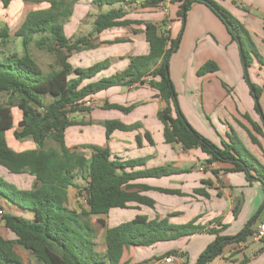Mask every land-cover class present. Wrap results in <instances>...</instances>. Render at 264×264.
Listing matches in <instances>:
<instances>
[{"label":"trees","instance_id":"16d2710c","mask_svg":"<svg viewBox=\"0 0 264 264\" xmlns=\"http://www.w3.org/2000/svg\"><path fill=\"white\" fill-rule=\"evenodd\" d=\"M76 1L73 0V3ZM137 1H141V7H156L167 0H95L94 4L102 7ZM176 1L180 2L178 16L182 23L192 4L205 5L222 22L231 40L236 43L243 56L246 71L254 59L264 64L245 27L218 2ZM11 2L12 0H0L3 9H7ZM47 2L49 8H38L26 13L14 32V36L21 40L22 55L4 53L5 56L0 57V93L8 95L6 103L0 104V168L8 175L26 174L32 179L26 189H20L0 176V201L7 208L12 206L31 217L26 219L14 215L0 205V210H3V226L14 236V240H8L0 235V264H24L14 246H20L32 255L36 264H126L121 263L125 248L148 247L205 231L215 235V239L200 254L196 264H206L219 256L227 244L247 239L257 215L236 237L220 235V230L195 225V221L173 225L166 217L150 220L144 215H136L112 227L97 219V223L105 230L106 251L101 255L95 250L96 234L91 216H107L111 210L130 209L129 204L133 203L153 208L154 201L141 195V192L155 190L180 196L176 191L136 183L141 179L169 176L174 174L173 170L164 167L138 169L143 166L141 160H121L113 156L108 147L87 146L90 150L89 157L67 147L66 130L77 125L73 116L78 112L89 111V108L84 107L86 100L108 88L132 86L145 82L149 77L148 85L158 92L164 103V108L157 117L163 124L166 144L178 143L183 150L199 149L210 156L206 160L208 164L216 161L229 163L232 167L227 169L228 172H241L249 182L260 183L263 195L264 167L235 135H228V142H223L220 146L200 135L186 121L178 103L175 105L173 95L176 97V94L169 75V58L176 52L180 36L170 38L166 28L167 19L157 25L143 23L149 45L147 54L130 58L127 68L122 72L94 81L97 74L108 67V62H97L89 67H73L69 61L71 54L81 49L93 48L95 45L89 42L90 37L110 28L128 26L135 21L124 19L126 14L121 9L112 8L107 12H100L93 20L92 34L72 43L64 31V23L71 16L70 5L63 0ZM36 35L39 37L34 40ZM8 39L7 29L1 28L0 44L6 46ZM32 42L39 50L55 55L59 69L43 73L29 54L28 48ZM215 71L217 66L213 62H207L199 68L197 75ZM249 85L252 88L250 94L255 101L254 109L261 116V125L252 123V127L257 134H261L264 132V116L259 103L262 90L250 82ZM45 97L52 101L46 104ZM13 108L20 113L16 123L12 115ZM113 108L123 112L130 110L118 106ZM101 125L105 129L107 140L115 130L128 131L137 127H126L116 121H105ZM28 138L33 143L32 149L16 151L12 148L11 139L19 141ZM250 138L253 143L258 144L253 136ZM47 140L56 142L58 148L46 149ZM214 173L217 174L218 171ZM78 177L85 182L82 188L74 183ZM202 183L210 185L206 181ZM70 188L78 190L79 195L84 198L86 209L82 208L78 212L68 207ZM195 193L201 194V191L197 190ZM202 194L208 196L207 193ZM260 211H264V199ZM234 214H237L236 210ZM170 256L181 257L183 254L169 251L163 258Z\"/></svg>","mask_w":264,"mask_h":264},{"label":"crops","instance_id":"0c3cea01","mask_svg":"<svg viewBox=\"0 0 264 264\" xmlns=\"http://www.w3.org/2000/svg\"><path fill=\"white\" fill-rule=\"evenodd\" d=\"M214 1L220 3L242 23L258 52L263 54L264 0ZM140 3L141 1L121 3L106 9L102 7L104 12L112 8L121 9L126 14L124 19L135 21L128 26L104 30L100 34L102 61L109 62L100 75L102 79L125 70L130 58L149 52L143 23L157 25L169 19L170 38L176 39L180 36L178 48L169 58V75L182 115L196 132L217 146L228 142V135H235L264 167V132L257 134L252 127V123L261 125L260 116L254 109V100L244 79L238 47L231 40L222 22L200 3L191 5L183 23L178 16L180 2L176 0L164 1L156 7H141ZM162 5L167 8V14L163 12ZM207 62H213L217 71L198 76L197 71ZM85 66L86 64L78 63L73 67ZM247 73L250 83L262 90L259 103L264 116V64L254 59ZM149 79L148 77L145 82L132 86H114L87 99L84 107L89 108V111L80 117L81 119L86 115L85 125L77 124L66 130L67 147L77 152L79 150L75 147L79 145L108 147L112 155L121 160H141L143 166L138 169L164 167L174 171V174L158 178L163 180L160 185L149 181L156 178L141 179L136 183L176 191L180 196L155 190L141 192V195L154 201V207L129 204L131 208L124 210L133 211L130 219L136 215H144L150 220L166 217L173 225H185L195 221V225L220 230V235L227 237L238 236L256 215L252 228L263 224L264 211L261 212L260 208L264 195L258 182H249L241 172H228L227 169L232 167L229 163L216 161L208 164L206 160L210 156L203 154L199 149L183 150L178 143L164 142V127L157 117L164 108V103L158 92L148 85ZM97 97H102L98 98L102 100V105L95 109L90 104L96 101ZM114 106L130 110L123 112L113 108ZM101 110L102 116H98ZM171 116L173 117V114ZM89 121L91 123L88 125L86 122ZM105 121L137 127L128 131L115 130L107 140L105 129L101 125ZM251 136L258 144L251 141ZM11 146L16 151L25 150L13 144ZM31 146L33 147L32 142ZM214 171L218 173L215 174ZM0 176L5 179L11 175L0 168ZM13 177V184L20 189H26L22 180L18 181ZM29 179L32 182L31 177ZM203 181L209 182L210 185L203 184ZM197 190L201 191V194L195 193ZM202 193H207L208 196L205 197ZM3 203L0 201L5 211L20 215L18 210L12 206L7 209ZM115 210L109 212H116L111 218L109 214L102 215V221L103 216H106V221L103 222L110 227L111 222L115 226L127 221H122L125 215ZM181 217H187V220L175 221ZM25 218L31 219L29 215H25ZM0 235L5 239L14 240V236L3 225ZM104 236L105 230L102 227L101 243L97 240L99 236L94 240L95 250L101 255L106 251ZM214 239L215 235L205 231L148 247L130 246L123 250L121 263L167 264L163 255L169 251H177L183 256H170L173 261L168 264H196L200 254ZM206 264H264V241L252 242L247 238L244 241L229 243L219 256Z\"/></svg>","mask_w":264,"mask_h":264},{"label":"rangeland","instance_id":"374dc122","mask_svg":"<svg viewBox=\"0 0 264 264\" xmlns=\"http://www.w3.org/2000/svg\"><path fill=\"white\" fill-rule=\"evenodd\" d=\"M47 1L48 0H12V2L10 3V5L8 6L7 9H3L0 5V29L6 28L8 33H9V39H8L7 45L2 46L0 44V57H4L5 56L4 53L5 54L16 53L18 55H22L23 49H22V45H21V40L14 36V32L18 29V27L22 23L26 13H28L31 10L38 9V8H49L50 5L48 4ZM63 1L66 2L67 4H69L70 9H71V16H70V18H68L65 21L64 27H65L66 36L69 37V39L72 43L75 42L79 38L87 37L90 34H92L93 20L95 19L96 15L98 13L104 12V11H102V7L106 9V8H111L113 6L118 5V4H115L113 6L103 5L102 7H99L97 4H94L95 0H77L76 3H73V0H63ZM38 37L39 36L36 35L34 37V40H37ZM251 40L254 44V47H255L257 53L264 60V53L262 54L260 51L258 52V49L256 48V45H255L252 38H251ZM89 42L94 44L95 46L91 49L90 48L89 49L88 48L87 49H81L78 52H73V54H71L69 61H70L72 66H76L79 63V64H83V65L86 64L85 67H87V66L89 67V66H91L97 62H108L107 60L102 61V35L99 34V35L90 37ZM28 51H29L30 56L35 60V62L41 68L43 73L47 74L51 71L59 69L56 56L53 54L47 53L44 50H39L34 45L33 42L29 45ZM102 71L97 74V76L93 79L94 81L102 78V76H100V75H102ZM248 88H249V90L251 88L249 84H248ZM98 98H102V97H97L96 98L97 100L91 102V104H90L95 109H98V107L102 105L101 104L102 100H100ZM7 100H8V95L6 93H0V104H5ZM51 101H52L51 98L45 97V103L46 104H48ZM85 112L86 111L78 112L77 114H75L73 116V119L77 124L85 125L84 120L87 119L86 115H84V118L80 119L81 115H83V113H85ZM12 115L14 118V122L16 123L17 120L20 118L19 117V115H20L19 111L16 108H13L12 109ZM258 115L260 116V114H258ZM98 116H102V110L100 111ZM94 118H99V117H94ZM80 120H82V121H80ZM86 123L89 125L91 122L89 121ZM7 136H8V134H7ZM9 137L10 136H8V138ZM11 140L14 143H12V142H10V143L13 144L14 146L16 145V147H20V149L33 148L31 146V142H30L31 140L29 138L24 139V140H19L16 142L13 139H11ZM87 146H89V145H84V146L79 145L78 147H75V148H77L86 157H89L90 156V150L86 148ZM45 148L46 149L47 148L56 149V148H58V145L53 140H47ZM11 176L7 177V178L5 177V180L9 183H12L14 181L13 176H15V178H17L18 181L22 180V183H25L24 186H26V188L31 184L29 176L26 174L17 175V176L11 175ZM149 181H151L157 185L163 184V180H159V179H153V180H149ZM74 183L78 188H82L85 185L84 180H82L79 177L74 180ZM84 206H85L84 198L79 195L78 190L75 188H70L69 189V207L71 209L79 212L80 209L84 208ZM115 211H118V210H115ZM2 212H3V210H2ZM132 212L133 211H131V210H123L122 212L118 211L119 214L125 215V216H123L122 221L129 220L130 216H133ZM115 213L116 212H114V211L112 212V214H115ZM18 214H20L18 216L25 218L26 214H24V212L18 211ZM112 214H109L110 218H111ZM103 217H104V220L106 221L107 217L106 216H103ZM97 219L98 218L96 216H91V218H90L92 225L96 229L95 230L96 236H99V239H97L98 243H101L102 226L97 223ZM100 219L102 220V216ZM180 220H183V221L187 220V217H183V218L181 217L180 219H178V218L175 219L176 222H178V221L180 222ZM1 225H3V223L1 221V215H0V229H1ZM113 225H114V223L111 222V226H113ZM14 250L17 253H19L24 264H36L34 257L32 255H30L28 252L24 251L20 246H14Z\"/></svg>","mask_w":264,"mask_h":264},{"label":"built area","instance_id":"2783aa9c","mask_svg":"<svg viewBox=\"0 0 264 264\" xmlns=\"http://www.w3.org/2000/svg\"><path fill=\"white\" fill-rule=\"evenodd\" d=\"M168 2H170V1L168 0ZM164 6L165 5H162L161 6L162 7V10H163L164 13L167 14V8H165ZM169 27H170V20L167 19V26H166V28L169 29ZM0 215H2V211L1 210H0ZM248 239L250 241H252V242H259L262 239H264V223L263 224H259L256 228L252 229L251 234L248 237ZM172 261H173V258L172 257H166L164 259V262L167 263V264L168 263H172Z\"/></svg>","mask_w":264,"mask_h":264},{"label":"water","instance_id":"95a60500","mask_svg":"<svg viewBox=\"0 0 264 264\" xmlns=\"http://www.w3.org/2000/svg\"><path fill=\"white\" fill-rule=\"evenodd\" d=\"M239 56H240V61L242 63V67H243L244 78H245L246 82L249 84L250 81H249V78H248V73L246 71V67H245V64H244L243 56H242L240 50H239ZM251 90H252V88H251ZM173 100H174L175 105L177 106L176 97L174 95H173ZM187 128H188L189 131H191L190 127L187 126Z\"/></svg>","mask_w":264,"mask_h":264}]
</instances>
